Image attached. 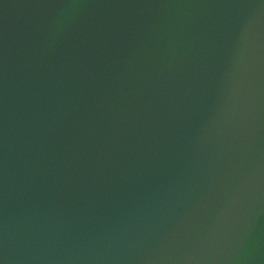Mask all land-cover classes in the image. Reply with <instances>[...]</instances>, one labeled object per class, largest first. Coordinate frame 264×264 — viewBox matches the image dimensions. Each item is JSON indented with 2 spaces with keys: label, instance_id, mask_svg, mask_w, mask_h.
<instances>
[{
  "label": "water",
  "instance_id": "water-1",
  "mask_svg": "<svg viewBox=\"0 0 264 264\" xmlns=\"http://www.w3.org/2000/svg\"><path fill=\"white\" fill-rule=\"evenodd\" d=\"M0 264H264V0H0Z\"/></svg>",
  "mask_w": 264,
  "mask_h": 264
}]
</instances>
